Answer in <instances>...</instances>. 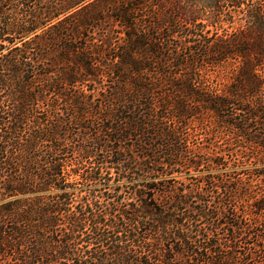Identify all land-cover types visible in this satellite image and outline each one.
Masks as SVG:
<instances>
[{
  "label": "trees",
  "instance_id": "1",
  "mask_svg": "<svg viewBox=\"0 0 264 264\" xmlns=\"http://www.w3.org/2000/svg\"><path fill=\"white\" fill-rule=\"evenodd\" d=\"M0 264H264V0H0Z\"/></svg>",
  "mask_w": 264,
  "mask_h": 264
},
{
  "label": "rangeland",
  "instance_id": "2",
  "mask_svg": "<svg viewBox=\"0 0 264 264\" xmlns=\"http://www.w3.org/2000/svg\"><path fill=\"white\" fill-rule=\"evenodd\" d=\"M195 175H198V174L196 173ZM184 176H185V175H181V176H178V177H179V178H180V177H181V178H184Z\"/></svg>",
  "mask_w": 264,
  "mask_h": 264
}]
</instances>
